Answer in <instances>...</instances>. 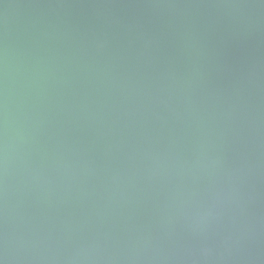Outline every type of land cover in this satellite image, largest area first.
<instances>
[{"label":"water","instance_id":"95a60500","mask_svg":"<svg viewBox=\"0 0 264 264\" xmlns=\"http://www.w3.org/2000/svg\"><path fill=\"white\" fill-rule=\"evenodd\" d=\"M0 264H264V0H0Z\"/></svg>","mask_w":264,"mask_h":264}]
</instances>
